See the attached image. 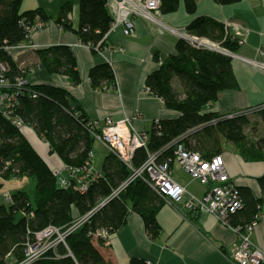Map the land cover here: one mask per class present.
<instances>
[{
  "label": "trees",
  "instance_id": "1",
  "mask_svg": "<svg viewBox=\"0 0 264 264\" xmlns=\"http://www.w3.org/2000/svg\"><path fill=\"white\" fill-rule=\"evenodd\" d=\"M180 1L163 0L162 13L176 11ZM183 1L189 13L197 11V0ZM215 1L229 5L241 0ZM23 2L0 0V61L7 63V77L11 80L27 79V69L19 65L10 48L31 40L30 27L38 20L44 23V27L53 20L59 26L73 30L83 44L101 47L105 44L103 36L113 21L106 0H79L77 26L72 22L73 3L70 1L65 2L55 15L48 14L43 7L22 10ZM187 29L218 42L230 53L225 49L196 47L183 38L178 39L176 51L167 55L148 74L146 87L150 94L161 98L165 106L177 111L179 116L154 121L146 134L147 147L136 149L133 165L141 166L150 152H158L160 159H173L177 140L205 158L222 154L223 143L231 141L247 158L263 160L264 138L254 142L245 134L249 115L228 118L225 117L228 114L208 110L221 92L238 88L231 53L243 43L224 22L210 16L194 18ZM36 53L41 65L49 72L63 73L75 84L81 82L77 56L71 46L52 45ZM156 59L160 61L158 55ZM89 78L95 89H118L116 72L110 62L91 67ZM26 81L15 90L12 116L31 126L65 165L83 166L96 139L89 127L90 118L79 101L63 87ZM258 111L264 116V108ZM98 172L97 179L85 192L62 186L57 172L35 149L22 128L0 111V175L6 179L15 176L36 179L34 193L18 189L12 192L9 203L0 202V264L22 261L27 242L34 239L36 232L49 225L65 227L91 210L89 219L68 235V246L60 244L55 251H48L33 264H112L101 252L99 247L105 242L96 232L102 228L111 233L120 229L130 208L142 216L149 235L158 238L161 226L157 212L165 203L163 197L141 178L113 195L131 174L114 152L107 154ZM260 180L264 181V176ZM239 189L244 206L229 218L230 225L235 227L252 222L264 209L263 195L256 196L247 187ZM131 264L154 263L134 258Z\"/></svg>",
  "mask_w": 264,
  "mask_h": 264
},
{
  "label": "crops",
  "instance_id": "2",
  "mask_svg": "<svg viewBox=\"0 0 264 264\" xmlns=\"http://www.w3.org/2000/svg\"><path fill=\"white\" fill-rule=\"evenodd\" d=\"M67 1L69 0H62L57 5L49 6L42 0H34L32 8L43 7L48 14L55 15ZM197 4V11L192 14L186 10L184 1L181 0L176 11L162 13L163 20L176 27H187L198 16H210L224 23H238L247 29V37L236 54L264 60V56L259 54V50L264 49V0H241L229 5L219 4L215 0H197ZM71 17L73 25L77 26L79 7L76 4H73ZM134 23L135 32L132 35H124L122 29L118 28L108 34L101 51H96L82 44L73 30L65 29L51 20L46 27L34 32L31 40H27L35 44V48L15 47L10 51L19 65L27 71V57L33 54V84L47 83L67 89L91 120L102 122L108 116L120 119L139 111L140 114L134 121L135 127L140 133L147 134L155 120L179 116L177 111L167 108L161 98L146 90L148 74L167 55L176 51L178 38L170 33H162L158 27L143 19L134 18ZM52 45H68L74 49L81 74L80 83L75 84L63 73H51L41 65L37 50ZM157 55L160 61L156 59ZM240 57H234L232 61L238 88L221 92L219 99L208 107L209 111L229 114L264 103V72L247 64ZM102 62L113 65L117 90L95 89L91 85L89 70ZM43 69L49 73H44ZM27 74L28 72L25 74L26 78ZM32 144L43 152L46 149L42 143L36 144L34 138ZM104 147L106 152L102 164L110 152ZM222 154L233 183L239 187H247L261 197L264 192V181L260 180L264 176V159L247 158L237 148L224 149ZM63 166L59 168L57 165L54 170L62 169ZM171 168L173 179L191 193L203 195L207 192L209 187L192 179L186 171L184 172L190 179L181 178L180 174L174 172L175 168L182 169L177 163L172 164ZM4 195L6 193H0L1 198ZM157 220L161 233L158 238L153 239L146 230L142 216L130 208L124 225L111 233L107 244L99 247L101 252L112 264H131L134 258L154 264H236L226 252L235 243L237 233L233 227L222 224L213 214L189 211L183 206L178 209L165 202L157 212ZM253 242L264 250L262 212L253 234Z\"/></svg>",
  "mask_w": 264,
  "mask_h": 264
},
{
  "label": "built area",
  "instance_id": "3",
  "mask_svg": "<svg viewBox=\"0 0 264 264\" xmlns=\"http://www.w3.org/2000/svg\"><path fill=\"white\" fill-rule=\"evenodd\" d=\"M163 0H106L107 7L112 15L113 21L109 30L104 34L106 39L108 34L118 28L122 29L124 35L130 36L135 32L134 18L150 20L152 24L158 27L159 31L170 32L178 39L183 38L196 47H203L211 50H221L220 44L207 37L198 36L190 32L187 27H176L159 21L158 15L162 14L161 6ZM162 16V15H161ZM231 29L234 36L238 37L241 43L246 41L247 29L234 22H225ZM44 23L38 20L36 24L30 27V37L34 32L43 29ZM192 33V34H191ZM92 49L97 46L84 44ZM30 48L36 47L32 42L23 43L11 48ZM10 48V49H11ZM227 53H230L226 51ZM260 55H264V49L259 50ZM233 57H240L236 53H231ZM246 63L251 64L258 70L264 72V61L240 57ZM9 67L7 63L0 61V111L4 113L12 122L23 127L21 119L12 116L15 105V90L22 87L27 82L24 77L11 80L7 77ZM149 92V89L146 87ZM264 108V103L256 107L238 110L229 113L225 117H234L240 114H251ZM139 111L133 115H128L120 119H114L111 116L106 117L102 122H96L90 119L89 127L93 130L92 134L96 140L106 146L109 151L114 152L119 159L131 170V174L125 182L121 184L113 195L126 188L134 180L144 179L153 187L166 203L176 208L185 207L189 211L198 213H210L224 225L233 227L237 233V239L227 250V255L236 264H264V250L253 242V234L260 221V214L247 224L231 226L230 216L242 209L244 199L240 193L239 186L233 183L226 167L223 154H216L211 158H205L199 152L189 150L180 140L175 141L174 158L160 159L158 152H150L147 160L141 166L133 165V157L136 149L147 147L148 137L140 133L134 124L139 116ZM157 119L156 121H158ZM95 153L90 151L89 159L83 166H63L56 170L59 181L62 186L71 187L79 191L88 190L89 184L96 180L99 173L94 170L93 160ZM177 163L186 171L192 179L198 180L203 185L208 186V190L203 195L191 193L184 185L179 184L173 179L172 164ZM264 196V195H263ZM11 200V194L5 195ZM88 214V213H87ZM90 217V216H89ZM89 218L81 220L75 219L71 224L65 227L49 225L41 231L36 232L34 239L27 242L25 258L15 264H33L50 250H56L60 244L68 246L64 239L62 230H67V235L73 233ZM59 235V237H56ZM97 236L104 239L105 244L110 240L111 232L102 228L96 232ZM10 254L8 256L10 257Z\"/></svg>",
  "mask_w": 264,
  "mask_h": 264
},
{
  "label": "rangeland",
  "instance_id": "4",
  "mask_svg": "<svg viewBox=\"0 0 264 264\" xmlns=\"http://www.w3.org/2000/svg\"><path fill=\"white\" fill-rule=\"evenodd\" d=\"M42 1L47 3L50 6V4L51 5H57V3L59 1H62V0H42ZM69 1H71L73 4H76V5H78V3H79V0H69ZM33 2H34V0H24L23 5H22V10L31 9L32 5H33ZM161 15L162 14L158 15L159 21H162V22L166 23L163 20V17ZM146 21L148 23L151 22L148 19ZM150 24H152V23H150ZM152 25H154V24H152ZM163 33H170V32L166 31V32H163ZM170 34L173 35L172 33H170ZM102 47L98 46V47H96L95 50L96 51H101ZM220 48L223 51L225 49V52L227 50L229 51V49H227V48H222L221 46H220ZM262 56H264V55H262ZM261 61H264V60H261ZM27 62H29V64H25V67L28 66V70H29V71H27L28 72L27 78H28L30 83H33V54H31L30 56L28 55ZM247 64H249V63H247ZM249 65H251V64H249ZM30 68H31L32 71L30 70ZM43 72L44 73L45 72L49 73L45 69H43ZM248 115H249V117H248V121L249 122L244 128L245 134L247 135L248 139H250L251 141L257 142V141L261 140L262 138H264V116L259 111H253V112H251V114H248ZM22 130L25 133V135L30 138V142L33 143V138H34V141L36 142V144L42 143L46 147V149L45 148L43 149L44 152L40 148L38 149L36 147L35 149L45 159V161L51 166V168H53V170H54V168L57 165L59 166V168L61 166H63L62 160L59 158V156L55 152H52L50 150L49 143L47 141L43 140L41 137H39V135L36 133V131L31 126L23 125ZM223 144H224L223 150L224 149L231 150V149L236 148L235 145L231 141L230 142H228V141L224 142ZM93 152L95 153L94 160L92 161L93 162V167H94V170H96L98 172V171H100L102 169V167L98 168V166L100 167L101 164H102V160L104 158V154L106 152V148L98 140H96L95 143H94ZM263 154H264V150H263ZM174 172L180 174L181 178L190 179L189 178L190 176L188 174H186L184 172V170H182L180 168H178V169L175 168ZM0 177L3 179V180L0 179V184H1L0 185V193L3 192L4 194L5 193L7 194V192L9 191L12 194V192H14L15 190H18V189H24L28 193H31V194L34 193V191H35L36 179L34 177H30V176H23V177L15 176V177H11L10 179H6V178H4L1 175H0ZM263 195H264V193H263ZM0 202L9 203L10 201L4 195L3 198L0 197ZM99 206H102V204L99 205ZM92 212L93 211L91 210L90 212H88V214H84V215L80 216V219L81 220H85L86 217L89 218V216L92 214ZM261 212H262V215H264V209ZM83 224L80 223L79 227H81ZM61 232L64 234V239L67 241V237H68L67 230H64V231L62 230ZM56 237H59V235H57Z\"/></svg>",
  "mask_w": 264,
  "mask_h": 264
},
{
  "label": "bare ground",
  "instance_id": "5",
  "mask_svg": "<svg viewBox=\"0 0 264 264\" xmlns=\"http://www.w3.org/2000/svg\"><path fill=\"white\" fill-rule=\"evenodd\" d=\"M11 194V193H10Z\"/></svg>",
  "mask_w": 264,
  "mask_h": 264
}]
</instances>
